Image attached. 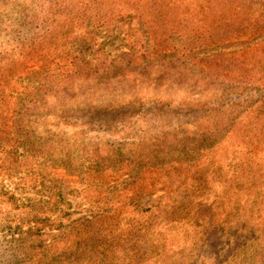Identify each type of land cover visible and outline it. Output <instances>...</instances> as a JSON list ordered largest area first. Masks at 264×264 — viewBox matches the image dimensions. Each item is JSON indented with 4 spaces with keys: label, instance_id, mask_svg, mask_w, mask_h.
Returning <instances> with one entry per match:
<instances>
[{
    "label": "trees",
    "instance_id": "16d2710c",
    "mask_svg": "<svg viewBox=\"0 0 264 264\" xmlns=\"http://www.w3.org/2000/svg\"><path fill=\"white\" fill-rule=\"evenodd\" d=\"M154 2L106 0L112 7L105 21H98L102 43L96 29L89 42L74 37L70 21L56 30L60 42L49 39L51 31L29 56L7 62L14 57L0 53V62L18 66L0 70V164L13 154L29 164L71 166L76 138L48 130L45 123L52 118L82 119L114 132L117 124L151 111L162 118L189 115L166 134L123 144L128 148L124 162L145 168L168 161L177 173L186 172L188 181L176 173L171 181L178 193L168 207L173 218L199 217L210 207L208 213H217L223 225L245 234L264 264V44L244 41L256 34L264 38V3L156 0L150 7ZM122 6L135 13L123 12ZM134 20L138 27L119 45L126 50L106 54V45ZM253 91L263 94L258 106L245 98ZM189 100L202 107L186 104ZM145 105L151 107L143 111ZM211 215L203 219L206 224Z\"/></svg>",
    "mask_w": 264,
    "mask_h": 264
},
{
    "label": "rangeland",
    "instance_id": "374dc122",
    "mask_svg": "<svg viewBox=\"0 0 264 264\" xmlns=\"http://www.w3.org/2000/svg\"><path fill=\"white\" fill-rule=\"evenodd\" d=\"M82 1L0 0V53L14 57H7V62L29 56L51 31L54 35L49 39L60 42V32L70 21L74 37L89 42L96 29L103 34L102 43L105 33L98 21H105L112 6L106 0ZM155 6L156 0L150 7ZM121 9L135 13L128 7ZM137 24L134 20L122 26L121 37L106 45V54L126 50L119 46L121 39ZM259 35L244 41L263 45ZM7 62H0V70L18 68ZM245 98L257 102L263 94L253 91ZM186 104L202 107L194 100ZM175 116L162 118L151 111L117 124L114 132L98 128L99 124L91 127L82 119L66 123L52 118L45 123L59 137L75 136L76 151L72 162H67L69 167L29 164L23 155L16 160L13 154L5 166L0 164V264H262L245 234L237 226L223 225L217 213H208L210 207L199 217L173 218L168 207L178 193L170 188L176 184L171 181L174 173L188 181L186 172L177 173L168 161L163 167L145 168L124 162L128 148L123 144L151 140L191 118ZM139 169L144 171L139 174ZM210 215L206 224L203 219ZM164 249L170 254L164 255Z\"/></svg>",
    "mask_w": 264,
    "mask_h": 264
}]
</instances>
